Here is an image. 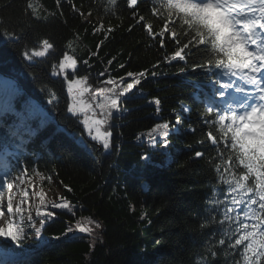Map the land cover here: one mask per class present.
Wrapping results in <instances>:
<instances>
[{
    "label": "trees",
    "instance_id": "obj_1",
    "mask_svg": "<svg viewBox=\"0 0 264 264\" xmlns=\"http://www.w3.org/2000/svg\"><path fill=\"white\" fill-rule=\"evenodd\" d=\"M29 3L39 9L36 14ZM166 15L160 0H137L134 9L127 0H0V145L18 144L11 127L26 139L0 170L5 173L7 164L11 178L23 168L30 175L42 173L43 186L54 177L62 186L56 203L69 204L44 208L56 214L43 229L50 244L27 253L24 239L14 249L23 258L14 264H245L243 245L232 247L238 213L228 211L235 207V193L226 184L230 172L239 170L227 159L230 150L219 125L205 123L214 119L206 96L219 100L211 86L215 73L193 70L207 63L199 54L169 62L177 50L171 32L182 45L186 26L177 21L165 30ZM44 39L53 48L34 56ZM65 55L77 59L75 69L60 67ZM128 72L145 75L125 94L119 114L101 125V131L113 133L105 150L88 136L83 111L67 109L83 101L94 119L103 120L99 105L108 87L103 82L114 78L126 86L134 82ZM77 80L82 83L69 92ZM163 123L170 128L167 148L152 132ZM77 225L88 234L68 235Z\"/></svg>",
    "mask_w": 264,
    "mask_h": 264
},
{
    "label": "snow or ice",
    "instance_id": "obj_2",
    "mask_svg": "<svg viewBox=\"0 0 264 264\" xmlns=\"http://www.w3.org/2000/svg\"><path fill=\"white\" fill-rule=\"evenodd\" d=\"M56 2L59 4L60 0ZM127 3L130 8L137 7V0H127ZM160 7L167 13L165 20L168 23L164 24L165 30L170 31L169 24L175 26L177 21L182 29L186 26V30H183L186 42L182 45L177 33L171 32L172 42L177 45V50H174L169 62L177 58L179 61H185L186 56L193 57L199 54L207 58V63H196L193 70L200 68L215 73L211 86L219 100L206 96L207 113L214 114V119L206 120L205 123L219 125L224 147L230 150L227 159L231 161L232 167L239 170L238 174L230 172V177L226 182L231 191L236 193V197L232 200L233 206H242L239 209L236 207L228 209L229 212L238 213L235 217L238 224L235 232L238 238L234 240L232 247L235 249L243 245L240 254L243 255L245 264H260L264 260V0H160ZM28 8L32 9L33 14L39 11L32 3L28 4ZM73 10L79 11L76 8ZM153 11H159V9L154 7ZM173 17L176 19L173 20ZM40 18L37 16V19ZM139 19L143 20L144 17L140 16ZM146 27L149 34H152V25L148 24ZM3 35L7 36L8 33L5 32ZM164 35L165 31L159 32L161 38ZM42 44L43 50L34 51V56L44 57L46 52L53 48L48 39H44ZM160 45L164 47L163 39L160 40ZM24 56L29 60L32 59L27 51L24 52ZM63 61L61 68L75 69L77 67V59L72 55H65ZM111 62L110 60L108 63L111 64ZM82 63L87 65L88 60H83ZM120 67L123 68L124 65ZM185 71L186 68H180V72ZM98 75L103 76L104 73L101 72ZM144 75L143 72L139 74L128 72L127 76L134 77V82L126 83V86L123 80L118 83L114 78L103 82L108 86L104 102L99 105L103 110L104 119L89 120L86 118L83 121L88 136L92 140L100 141L103 149L110 148L113 133L101 131V125L107 123L114 114H119L125 94L130 93L136 85H139L140 77ZM152 75L155 76L156 73L153 72ZM81 83L77 80V87ZM68 91H72L71 86ZM155 103L158 106L160 101L157 99ZM90 107V105L83 104L77 106L73 103L67 111L76 113ZM180 122L177 117L176 123ZM93 128H95L94 136L92 135ZM152 132L164 138L161 146L167 148V137L170 134L169 124H157ZM208 135L213 145L219 144L217 137L211 132ZM149 137L152 147L155 148V137L152 133H149ZM18 148V144L6 145L0 148V155H15V151L10 149ZM195 155L201 157L203 153L196 152ZM147 159L148 157L145 156V160ZM10 170L6 164L5 173L0 176V202L5 200L4 188L8 193L6 210L0 207V218L4 221H7L13 213L14 201L11 193L14 183H24L19 175L10 179ZM20 171L24 174L28 173L27 168ZM27 194L25 191L24 195L27 196ZM38 195L40 203L43 204L44 193L41 192ZM53 207L69 209V204L61 201L55 203ZM55 215L52 211L45 213L37 211L38 221L33 220L31 215L27 217V220L31 222L30 227L35 230V235L41 237V231L46 228V222ZM77 227L81 233L88 231L79 225ZM96 227L99 228L100 225L97 224ZM68 232H72L71 227L68 228ZM0 238H4L0 241V249H5L4 254L8 255L14 249L20 248L26 234L23 228H17L12 223H8L7 227H0ZM39 242H44L42 237ZM219 243L224 245L225 240L221 239Z\"/></svg>",
    "mask_w": 264,
    "mask_h": 264
},
{
    "label": "rangeland",
    "instance_id": "obj_3",
    "mask_svg": "<svg viewBox=\"0 0 264 264\" xmlns=\"http://www.w3.org/2000/svg\"><path fill=\"white\" fill-rule=\"evenodd\" d=\"M40 50H43V47L40 48L38 51ZM64 69H71V68H64ZM233 79H236V78H233ZM3 82L6 85H8V81L6 79L3 80ZM72 89L76 90L77 86L76 85L73 86ZM81 104L88 105V104H85L83 101L77 102L78 106ZM83 114H84L85 119L86 118L89 120L94 119L92 107L86 108V110L83 111ZM13 132L17 133L16 130H13ZM19 140L25 141V138L22 136H19ZM19 176L21 177V179H23L24 183L23 184H20L19 182L14 183L13 190L11 193V195L13 196V201H14L13 213L9 216L7 221H4L3 218H0V221H2L0 222V225L7 227L8 223H12L14 227L23 228L25 234L29 232L30 230H32L33 233L26 234V236L28 237L26 244L29 247L45 246L47 240L44 238L42 231H41V237L44 240L43 243L39 242L41 237H37L35 235V230L30 227L31 222L27 220V217L31 215L33 220L38 221L39 217L36 216L37 211H39L41 207L45 208L59 201V199L61 198V194H62V186L60 182L56 180V178L52 177L49 180L48 185L46 187H42V181L45 180L42 173L40 174L35 173L30 178H25V175L23 173L19 174ZM3 190L6 193L5 200L0 202V207H3L5 209L8 193H7L6 188H4ZM25 191L28 193L26 196V198H28L27 202H26V198L24 195ZM41 192L44 193V198H45L43 204L40 203V197L38 195ZM235 197H236V193L233 196V198ZM21 201H23V203H21ZM17 204H18V207H17ZM235 207L239 209L241 208V205H236ZM39 212L44 213L43 211H39ZM14 213L17 214V217L14 216ZM241 218H243L242 214H241ZM30 251L31 250H29L28 252ZM6 260L7 258L1 259L0 264H4V261Z\"/></svg>",
    "mask_w": 264,
    "mask_h": 264
},
{
    "label": "bare ground",
    "instance_id": "obj_4",
    "mask_svg": "<svg viewBox=\"0 0 264 264\" xmlns=\"http://www.w3.org/2000/svg\"><path fill=\"white\" fill-rule=\"evenodd\" d=\"M45 187H46V186H45ZM44 200H45V198H44ZM17 207H18V204H17ZM5 210H6V208H5ZM18 214H19V213H18ZM19 215H20V214H19ZM14 216L17 217V214L14 213ZM28 224H29V223H28ZM0 227H5V226H1V225H0Z\"/></svg>",
    "mask_w": 264,
    "mask_h": 264
}]
</instances>
